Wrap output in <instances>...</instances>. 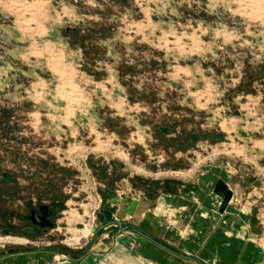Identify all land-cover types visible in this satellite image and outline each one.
<instances>
[{
    "label": "rangeland",
    "instance_id": "1",
    "mask_svg": "<svg viewBox=\"0 0 264 264\" xmlns=\"http://www.w3.org/2000/svg\"><path fill=\"white\" fill-rule=\"evenodd\" d=\"M41 90L94 104V131L85 124L62 144L71 159L34 131ZM19 125L34 131L30 159L46 149L49 192L60 195L49 204L60 212L47 232L18 231L28 219L13 223L18 211L0 195L2 249L38 247L48 264H77L101 236L99 196H111L113 220L130 222L120 197L193 185L218 161L233 166V201L252 202L264 237V0H0L1 149V134Z\"/></svg>",
    "mask_w": 264,
    "mask_h": 264
},
{
    "label": "crops",
    "instance_id": "2",
    "mask_svg": "<svg viewBox=\"0 0 264 264\" xmlns=\"http://www.w3.org/2000/svg\"><path fill=\"white\" fill-rule=\"evenodd\" d=\"M41 93L43 101H38L29 113L39 115V128L36 126L34 131L42 138L48 137L43 144H51L50 150L60 160L70 158L71 152L62 144L79 133L85 124L94 131V104L90 102L85 109V101L81 100L71 107L61 103L66 98L58 91L51 94L41 90ZM70 108L72 114H68ZM12 129L7 135L1 134L8 144L0 148V157H6L8 165L5 169L0 164V195L6 194L13 201V208L18 211L13 217L16 223L36 203V197L41 204L51 206L49 202L58 201L60 195L49 192L46 149L40 153L45 154L42 158L28 156L30 134L34 131L22 129L20 125ZM44 145L40 142L34 146L42 150ZM90 151L95 150H87ZM98 151L106 153L105 149ZM231 168V164L218 161L200 172L193 185L183 183V188L179 186L157 194L146 189L144 197L133 202L127 196L120 197L119 213L132 214L134 218L130 222L113 220L117 210L111 209V196L105 193L104 198L99 196L104 203L96 217L100 224L94 230L101 232V236L92 242L91 253L81 257L82 252L77 264H264V237L258 238L255 233L257 211L249 206L250 201H233L239 196L235 195L231 173H228ZM4 172L9 181L4 180ZM5 183H8L7 193L2 189ZM114 236L115 242L108 241ZM1 247L0 264H48L53 257L38 247Z\"/></svg>",
    "mask_w": 264,
    "mask_h": 264
},
{
    "label": "water",
    "instance_id": "3",
    "mask_svg": "<svg viewBox=\"0 0 264 264\" xmlns=\"http://www.w3.org/2000/svg\"><path fill=\"white\" fill-rule=\"evenodd\" d=\"M67 29L68 30L75 29V27H68ZM39 211H40V213L38 212V210L36 208H33L31 219L36 221L38 224H40L43 227L44 232H47L48 229L53 226V221L51 220V218L54 215L53 214L54 211L47 204L40 205ZM55 211L60 212V208H57ZM35 217H37L41 220H39V219L37 220Z\"/></svg>",
    "mask_w": 264,
    "mask_h": 264
},
{
    "label": "flooded vegetation",
    "instance_id": "4",
    "mask_svg": "<svg viewBox=\"0 0 264 264\" xmlns=\"http://www.w3.org/2000/svg\"><path fill=\"white\" fill-rule=\"evenodd\" d=\"M3 176H4L3 178H4L5 181H9L8 174L6 172L3 173ZM35 202H36V200H35ZM36 205L38 206L37 210L40 213L39 207H40V205H43V204H41V201L40 200H37V204ZM33 208L34 207H31L30 210H29V213L21 218V219H24V218L25 219H28V223L25 224V226L23 227V229H18L17 228L18 231L25 230L26 233H30V232L36 231L38 228L39 229H43V227L40 224H38L36 221H34V220L31 219L32 209ZM51 208L53 209V211H55L58 208V206L55 205L54 207H51ZM35 218L37 220L39 219L37 217H35ZM39 220H41V219H39ZM51 220H52V218H51Z\"/></svg>",
    "mask_w": 264,
    "mask_h": 264
}]
</instances>
